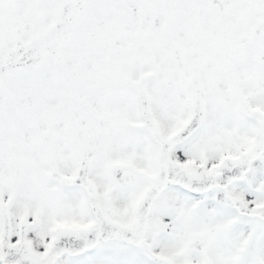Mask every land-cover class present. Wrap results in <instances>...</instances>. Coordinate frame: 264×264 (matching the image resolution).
Instances as JSON below:
<instances>
[{"label":"snow or ice","instance_id":"obj_1","mask_svg":"<svg viewBox=\"0 0 264 264\" xmlns=\"http://www.w3.org/2000/svg\"><path fill=\"white\" fill-rule=\"evenodd\" d=\"M0 264H264V0H0Z\"/></svg>","mask_w":264,"mask_h":264}]
</instances>
